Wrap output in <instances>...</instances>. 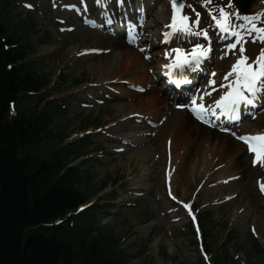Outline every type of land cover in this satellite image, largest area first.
Returning a JSON list of instances; mask_svg holds the SVG:
<instances>
[{
	"label": "rangeland",
	"instance_id": "1",
	"mask_svg": "<svg viewBox=\"0 0 264 264\" xmlns=\"http://www.w3.org/2000/svg\"><path fill=\"white\" fill-rule=\"evenodd\" d=\"M198 5L199 3H197ZM31 17L34 33H38L37 36H40L34 55V57L41 60L37 70H42L40 72L41 77L44 74L50 75V81L53 84L51 88L56 90L52 91L49 99H54V105L56 106L60 105L62 99H65L71 105L68 112H65L62 116L58 114L53 116L52 123L49 126L53 134L63 132L69 140L73 141L79 139V133H82L85 129L93 130V127L105 126L125 115L126 111L120 110L118 104L112 103L110 106L106 104L102 107L95 105L93 108L82 112L84 108L76 102L79 97H84L86 90L89 88V85L85 82L99 83L97 81H99L101 73L95 71L92 67V64L98 58L97 56H92L93 59L86 60L87 56L76 58L75 52L83 48L86 51L89 48L101 47L100 49H103L106 46H101L97 42L98 38L104 36L98 32L91 33L82 28L77 29L73 34L60 35L57 34L53 19L49 18L48 15ZM9 18L10 22L19 24L25 19V14L13 5L10 9ZM34 33L30 35L29 40H35ZM143 66L142 78L143 75L147 77L146 65L144 68ZM123 72H126L124 76L126 80L133 81L137 76H140L133 75L127 68ZM59 75L65 76V83H59ZM78 81H83L85 84L76 87ZM142 95L141 99L145 104L149 93ZM74 96L77 97L74 98ZM131 101L137 102V95ZM124 102L127 106L131 104L125 98ZM107 108H110L108 113ZM142 109L145 110V107ZM94 124L96 125L94 126ZM259 124L261 125H258V129L264 128V122ZM253 125H248V127L251 128ZM122 130L124 129L122 128ZM122 130L117 131L116 127H111L107 133L115 135H120L119 132L126 133ZM196 130V136L184 134V131L179 134L182 140L177 149L186 146L185 142L192 143L188 149V157L184 161L182 175L176 180L174 188L179 195H182L186 188L188 194L185 197H187L199 181L208 178L198 194L196 205L200 213L204 214V217H208V220L203 219L206 229L204 230L206 231L205 245H209L210 250L215 252L213 259L219 254L227 252L231 259L228 264H264V197L257 192L255 186L257 179L264 180V173L258 175V172L250 177L243 175L238 177L235 182L230 181L229 183H223V185L208 187L207 184L210 181L215 183L220 178H232L242 173L245 174V171L250 168L242 149L236 145V148L232 147L228 151L232 154L238 151L244 156V162L240 161L241 163L235 166L236 163L233 164L234 161L227 156L224 161L228 162V166L224 170L215 171L213 168L217 165L215 166L211 163L212 161H208L204 172L196 174L197 178L195 179L192 173L188 174L189 169L194 160L201 161V158L203 159V151L207 150L208 143L202 140H205V138L206 140L209 139L207 141L212 140L204 133L203 136L199 128H196ZM225 140L227 144L231 143L232 146L235 143L228 137ZM92 142L93 146L88 145L82 151L84 152L83 156L86 155L87 151L94 159V161L89 162V171L92 176L91 185H93L91 187L96 189L102 183L107 184L106 189L98 197L111 192L116 194V198L111 204L112 207L109 209V214L99 217V229L103 231V234L108 235L111 241L118 239L121 241L117 245L118 251L126 263L199 264L196 246L191 244L194 239L189 225L184 223L187 220L181 219L178 221L179 224H174L177 222L173 219L174 215L166 213L168 209H164L168 205L163 206L164 208L158 207L165 203L161 198L163 193V161L157 159V164L151 169L148 168L149 165L147 164L149 161L148 154L161 155L163 136H160L159 139L151 138L149 140L146 151L141 156L142 159L138 158L139 150H134L133 155H131L133 158L131 164L126 161L127 156L123 157L124 153L121 155L111 153L112 148L117 147L118 144L110 141L101 133L93 134ZM56 143L53 142L52 144L56 145ZM195 147L198 149L196 150ZM208 149L213 150L211 145ZM215 151L217 156L226 155L224 148H217ZM98 152H102L103 156L101 158H96ZM79 159L74 163L75 165H79V163L81 165L82 162ZM110 181L115 182L111 183ZM88 192H91V189ZM135 192L142 195L137 197L134 195ZM235 194L234 199L224 203L225 198ZM98 197L94 200L96 201ZM128 202H131L132 206H125ZM99 205H101V202ZM230 234L233 235H231L229 241L227 236ZM255 242L259 245L257 249L254 246ZM162 249L166 250L168 258H163Z\"/></svg>",
	"mask_w": 264,
	"mask_h": 264
},
{
	"label": "trees",
	"instance_id": "2",
	"mask_svg": "<svg viewBox=\"0 0 264 264\" xmlns=\"http://www.w3.org/2000/svg\"><path fill=\"white\" fill-rule=\"evenodd\" d=\"M6 37L9 43L12 36ZM24 57V50L3 51L0 43V264L94 262L102 254L96 239L90 237L94 216L83 214L72 228L62 222L32 229L64 218L85 200L78 171L68 167V153L52 149L48 155L26 154L48 136L45 114L7 120L9 102L16 101V95L47 83L35 77L28 63L6 71L7 63L16 64ZM103 264L115 262L110 259Z\"/></svg>",
	"mask_w": 264,
	"mask_h": 264
},
{
	"label": "snow or ice",
	"instance_id": "3",
	"mask_svg": "<svg viewBox=\"0 0 264 264\" xmlns=\"http://www.w3.org/2000/svg\"><path fill=\"white\" fill-rule=\"evenodd\" d=\"M97 5H100L102 0H95ZM205 3H210L211 0H204ZM173 7V27L175 29L177 16L176 10L182 8V5L179 4V0H171ZM235 4V0H229L228 7H232ZM27 7H31V5H26ZM220 17L223 19V23L217 17H213L214 20H217L218 27L221 28L224 32L230 31V25H228V18L233 15L232 13H228L225 11L223 7L219 9ZM199 14L197 13V19L192 22V24L198 25L199 23ZM187 16H180V27L176 29L181 33H191L192 27L187 23ZM108 23H111L109 20ZM261 33L260 39L264 40V29H255ZM200 33H197L199 35ZM205 39H207V33L203 32ZM232 35H236V33H232ZM131 42V41H130ZM236 44H230L229 48H236ZM199 49V51H198ZM244 49L240 48V52L243 53ZM173 52L176 54L174 65H166V67H175L181 70V73L184 72L185 66H187L188 71L195 70L201 64L202 58H206L209 53V49L202 48L201 45L197 44L193 49L191 54H185L184 50L181 48H174ZM247 57H241L240 60H237L236 63L232 66L231 71L225 76V79H228L229 76H232L233 73H236V78L234 84L229 85V90L225 92L223 96L220 97L219 100L215 101L217 107H221L231 112L233 116L236 115L237 108L241 103L252 105L254 100L256 99L257 93L264 92V49L261 50L260 56L257 57L256 61L253 65H248L245 68H241V65L245 63ZM212 75H215L213 73ZM210 84L215 83V81H210ZM221 87H225L223 84ZM207 95V93H206ZM195 103V102H194ZM201 111L204 110V105H199ZM196 109L193 108V112ZM199 118V117H197ZM240 139H245L244 137H240ZM253 141L258 142L254 145ZM248 143L249 151L255 153V159L253 160V164L255 165L261 159H264V134H259L255 137L245 140ZM261 191L264 192V184H261ZM171 194V193H170ZM187 207V206H186Z\"/></svg>",
	"mask_w": 264,
	"mask_h": 264
},
{
	"label": "bare ground",
	"instance_id": "4",
	"mask_svg": "<svg viewBox=\"0 0 264 264\" xmlns=\"http://www.w3.org/2000/svg\"><path fill=\"white\" fill-rule=\"evenodd\" d=\"M102 4H108V2L106 0H102ZM168 18H169L168 7L160 6L158 9H156V17L153 18L154 25L160 24L162 26L163 24H166V21H168ZM148 27H150V25H148ZM97 43L101 46L102 45L106 46V47H103V49H109L108 51H106L105 55L98 57L96 62L92 64L93 69L101 73V76H99V81L97 82L101 83V82L112 81L114 79H118L120 75L122 74V70L124 68H127L131 72L133 69H138L136 65L139 66L142 64V59H141L142 55L140 56L139 53L134 48L126 47L120 41L114 40L112 38H105V37L101 38L100 37L98 38ZM90 59H93V57H88L86 60H90ZM135 80L142 81L143 78L141 76H137ZM119 90L121 92L125 91L122 88H119ZM126 94L128 95V97H132L133 95H135L130 92H126ZM163 94L164 93L162 92L157 93L154 90H151L149 96L147 97V102L145 103V105H147V108H151V109L155 108V105H157V103H161V101L163 100ZM142 97L143 96H137V102L139 104L137 107L138 109H141L143 105V101L141 99ZM107 105L110 106L111 104H107ZM117 106L120 110H124V111H131L133 109L132 104L131 105L129 104V106H127L126 104H118ZM108 112H110V108H107V113ZM188 119L189 117L185 113L181 114L180 118L176 122L177 124L176 128H178L179 130L181 129L180 131L190 129L192 124L189 122L190 119L189 120ZM219 139H224V137L219 136L218 139L211 141V147L214 150V151L212 150V153L213 154L216 153L215 150L217 148H224L226 151V155H224V157L228 156L231 160L235 161L236 162L235 166H237L238 163H241L240 161L242 160V155L240 153L232 154V152L228 151V150H231L232 147L234 148L235 146L234 145L232 146L231 144H227V143H222ZM144 152H145V149L138 151L139 159H141V156ZM133 153L134 151H131V152L129 151L128 154H125L123 156V157L127 156L126 158L127 162H130V160L132 159L131 155H133ZM193 167H196V166H193ZM197 171H199V169ZM245 172H246L245 174L242 173L241 175L242 176L245 175V177H250L251 175H254L257 173V171L254 169H248ZM111 250H114V248H112ZM91 260H94V259L91 258ZM94 262L88 260L87 264H95ZM75 264H85V262L80 263L78 260L75 259Z\"/></svg>",
	"mask_w": 264,
	"mask_h": 264
}]
</instances>
